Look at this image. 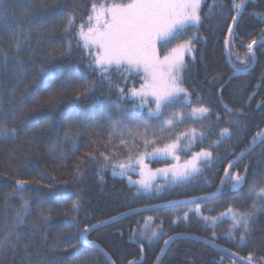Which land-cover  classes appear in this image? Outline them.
Masks as SVG:
<instances>
[{
	"label": "trees",
	"instance_id": "1",
	"mask_svg": "<svg viewBox=\"0 0 264 264\" xmlns=\"http://www.w3.org/2000/svg\"><path fill=\"white\" fill-rule=\"evenodd\" d=\"M61 3L64 0H60ZM71 2V0H69ZM81 7L75 10L77 26L87 19L88 11L93 0H75ZM102 3L104 0H95ZM110 2V0H109ZM227 6L231 0H222ZM43 0H4L3 7L7 10V19L3 21L4 27L0 28V95L3 96L4 106L12 99V89L18 87V78L14 74L16 68L13 62L15 55L10 42L5 38L10 28L14 27V21L25 19L29 16H40ZM57 0H47L50 16L45 17L46 26L40 27L41 20H35L31 25H25L33 29V46L36 45V37H41L42 52L32 56V62L28 64V73L25 82L32 83L37 78L36 69L44 66L49 59L67 67L79 63L83 68L80 58L84 52L80 48L73 47L71 55L61 57L65 51L69 37L64 36L63 27L66 23L61 14L62 11L51 6ZM212 0H206L202 4V15L208 13V4ZM54 21V22H53ZM230 23V13L225 7L224 16H213L206 20L197 32L201 39L195 43V50L190 58L186 59L187 70L183 74L184 86L193 92L192 100L201 98V103L211 108L212 115L202 122L206 130L209 125L215 126V131L220 127H228V121H238L233 131V138L217 149L223 156L229 152L236 153L244 150L256 132L264 129V42H260L254 48L255 65L251 71L235 73L228 65L224 38L227 35L226 25ZM197 29L193 28L192 32ZM238 40L233 51L244 58L246 45L251 40L260 41V35L264 32V0H248L247 7L239 18L236 29ZM187 37V36H186ZM242 41V42H241ZM75 45V41L73 40ZM52 56L49 57L48 53ZM7 54L8 61L3 62V56ZM195 56L193 60L192 57ZM25 54V59H27ZM232 61H235L233 56ZM238 63V62H237ZM253 60L247 66L251 67ZM129 74H125L127 77ZM131 75L127 79V86L139 87L142 79L139 75ZM229 77H232L229 80ZM215 78V79H214ZM90 79H96L91 76ZM114 81L124 86L119 75L113 77ZM223 103L233 109L235 114H229L217 98L218 83H225ZM216 84V86H213ZM82 87V82L76 81L64 84L61 80H51L41 84L29 97L25 115L28 119L18 122L19 137L15 143H0V234L6 231L5 223L11 222L14 217V209L20 204L17 197H13L5 203V197L13 192L16 180L35 181L41 180L39 189L31 186L23 195L31 202V215L26 217L25 226L19 227V231L29 233L32 224H40L39 232L35 233V240L30 245L29 251L33 252L31 264H108L103 254L107 252L115 264H156V257L160 256V249L164 248L163 241L169 236L179 237L171 243L160 264H219L223 257V264H231V259L215 248L198 241L195 238L208 240L211 231L205 227L200 214L190 212L187 220H176L184 211L195 209L196 203L165 207L155 211L131 216L111 226L99 229L88 235L87 240L94 243H84L77 234V229L71 226L69 217L65 213L70 209L73 201L79 198L81 207L73 213L77 222L83 224H101L109 221L112 217H118L122 213L132 212L131 209H145L154 205L166 204L169 201H185L192 197L207 196L217 190L213 185L219 184V177L223 175L222 167L212 169L205 173V177L211 184L203 183L204 178L187 186L165 188L163 191L151 194L135 195L137 189L127 183L123 178L113 176L111 168H102L101 165L91 162L86 163L82 174L75 176L77 163L83 159L86 152L93 150L104 151L100 143L107 142L108 133L112 130L110 118L120 117V107L114 103L111 113L106 110V98L116 101L115 91H109L108 86L99 87L94 96L99 98V105L93 107V99L82 100V105H87L85 111L75 110V92L73 86ZM23 91V85H19V96ZM54 97V107L49 104V98ZM195 106V105H194ZM125 107H131L130 103ZM34 109L35 111H28ZM242 109V114L236 110ZM138 111V110H136ZM54 113H59V119L53 121ZM221 119L217 122L216 116ZM201 123L186 122L177 126V131H185L188 128H201ZM94 130L89 131L90 128ZM73 128V138L78 145L76 151H70L71 143H60L66 129ZM78 133V135H77ZM217 137L212 135L209 140ZM239 138V143H237ZM118 143V141H116ZM208 141H205L206 145ZM57 145L54 151L50 150ZM200 145L194 147L199 150ZM67 153V157L60 158V153ZM108 154V153H106ZM123 159V157H120ZM231 158V157H229ZM249 165L247 183L238 192L232 193L230 185L226 186L215 198L202 200L199 203L203 215L215 217L226 211L229 205L235 209L244 210L250 207L253 200L258 199L255 195L249 197V189L253 184L257 185L256 191L264 187V144L258 143L238 167ZM152 168L165 166L160 162L150 163ZM235 171V169H234ZM67 182V183H65ZM48 185L49 187H43ZM46 210L49 217L47 224H41L39 213ZM151 217L154 225L159 227L163 235L158 241L149 243L144 240L143 250L139 243V234L133 237V230L143 227L145 220ZM258 223L255 225L256 232L252 242L242 249H237L233 243L223 238L231 221L225 217L219 223L215 231L220 239L216 244L221 248L239 251L241 256H247L252 252L256 257H264V214L257 215ZM155 227V226H154ZM156 228V229H157ZM146 234L151 232L146 231ZM47 237V243L42 237ZM55 245V247H53ZM74 245V247H69ZM39 253V255H36ZM23 252L13 254L7 252L0 255L5 264H21Z\"/></svg>",
	"mask_w": 264,
	"mask_h": 264
},
{
	"label": "snow or ice",
	"instance_id": "2",
	"mask_svg": "<svg viewBox=\"0 0 264 264\" xmlns=\"http://www.w3.org/2000/svg\"><path fill=\"white\" fill-rule=\"evenodd\" d=\"M205 2L206 0H128L126 3H117L115 0H110V2L104 0L102 3H97L93 0L87 19L77 26L75 10L81 6L75 0H71V2L64 0L63 3L57 0V3L51 7L57 10L72 9V11L61 12L66 20L63 34L69 39L65 51L60 55L61 57L71 55L73 47L80 48L84 52L80 58L83 68L79 63L64 67L56 63L54 59H49L44 63V66L36 69L37 78H33L32 83L28 84L25 82L28 64L32 62V56L42 52L43 49L39 35L36 37V45L33 46V29L25 27V25H31L39 19L42 21L40 27L46 26L45 17L50 16L51 13L48 11L47 0H43L40 16L26 14L25 19L14 21L15 26L9 29L5 37L15 52L12 59L16 65L14 74L18 78V87L12 89V99L8 101L7 107L4 106L3 96L0 95V143H15L17 141L20 133L16 125L18 122L28 119V116L25 115L27 101L41 84L56 79L61 80L64 84L82 82V87L74 85L72 89L75 92V110L77 111L86 110L88 106L82 105L80 101L88 100L89 97L93 99L92 106H98L100 101L94 96V93L99 87L107 85L109 91L116 92L117 99L114 102L111 98H106V110L111 113L113 104L118 103L121 110L120 117L110 118L112 130L108 133L107 142L100 143V147L104 151L86 152L83 159L76 165V177L82 174L86 163L95 162L102 168H111L113 175L127 176L129 183L136 186L135 195L137 196L151 194L154 190L160 192L169 187L191 185L198 182L200 178H204L205 173L220 167L223 169V175L219 177V184L213 185L218 192L229 185L232 189H237L246 184L249 165L245 164L241 167L238 165L241 159L251 152L258 143L264 144V129L256 132L248 146L241 152L232 151L223 156L219 155L217 149L233 138L234 133L230 129H236L238 121H228L229 126L220 127L218 132L215 131L213 125L204 129L202 122L212 115V111L210 107L201 103L199 96L196 101H193L191 99L193 92L184 86L183 74L187 70L185 56L194 52L195 43L201 39L197 34L199 27L213 16L222 18L225 7L230 13V23L226 25L227 35L223 43L227 58L232 63L234 74L247 70L248 64L255 58L254 46L259 42H264V32L260 35V41L253 39L246 45V55L244 58L240 57L233 51V48L236 42L241 39L236 29L239 18L247 7L248 0H231L227 6L222 0H212V3L208 4V13L202 15V4ZM3 4L4 0H0V6ZM6 19L7 10L0 7V28L4 27L2 22ZM193 28L197 31L187 35ZM186 35L187 39H184ZM173 40L179 42L173 46ZM25 54H27V59H25ZM48 56L51 57L52 53L49 52ZM233 56L235 61H232ZM192 59L194 60L195 56ZM7 61L8 56L4 54L3 62L6 64ZM126 73L129 74L127 77ZM133 73L141 75L142 82L139 87L129 88L127 79H130V74ZM117 74L124 86L114 81L113 77ZM91 76H95L96 79H90ZM231 78L229 77V80ZM19 85H23V91L17 96ZM225 87L226 82L218 83L217 98L227 113L235 114L233 109L223 103ZM54 99V97L49 98V104L52 107H54ZM127 103H130L131 107H125ZM236 111L242 114V109ZM59 116V113H54L53 121L58 120ZM220 119L221 117L217 115V122ZM186 122L201 123L202 126L200 129L192 127L178 132L177 126ZM94 128L95 126L89 131ZM212 135L217 138L209 140ZM205 141H208L206 145ZM69 142L71 143L70 151H76L78 145L73 138L72 127L65 130L63 139L60 141V143ZM239 142L241 141L237 138V143ZM197 145H200L199 150L194 151L193 149ZM56 147L57 145H54L50 150L54 151ZM66 157L67 153H60L61 159ZM152 161L163 163L165 166L152 169L149 167V163ZM129 173H138L139 179L133 181ZM158 178L163 179L164 183L157 184ZM203 183L211 184V181L204 178ZM15 185L13 192L5 197V203L7 204L11 198L17 197L20 204L14 209L13 220L5 223L7 230L0 234V255L7 252L16 254L22 251L21 264H31L33 252L29 251V248L41 225L32 224L28 234L22 233L18 229L25 226L26 217L31 215V202L23 193L33 185L39 189L42 181L18 179L15 181ZM43 187L49 186L43 185ZM256 189V184L250 186L248 196L258 197L253 200L250 207L240 210L229 205L226 211L215 217L203 215L198 203L214 198L215 193L192 197L191 202H196V208L184 211L182 216H177L173 223L181 219L187 220L190 212L194 211L200 214L205 227L211 231V236L206 242L212 243L214 247H219L216 241L221 237L217 235L215 228L227 217L231 224L223 238L233 243L237 249L247 247L252 242V237L257 230L255 225L258 223V213L264 214V187L259 188L258 192ZM178 203L169 201L164 206L176 207ZM80 207V200L77 198L72 202L65 215L69 217L71 226L77 229L81 240L94 243L88 241L87 237L91 231L98 227V224L85 223L81 226L77 222V217L73 215L79 211ZM45 211L42 210L38 214L41 224H47L49 220ZM131 211L138 212L140 210L131 209ZM127 214L122 213L121 215ZM115 219L116 217L111 218L113 221ZM151 220L152 218L148 217L144 222L145 226ZM101 223L107 224L109 221ZM137 233L140 237L137 242L142 250L144 240L152 243L166 235L158 230H152L150 234H146L143 227L134 229L133 237ZM261 238L264 239V234ZM42 239L47 243L46 236ZM173 239V236H169L163 241L165 247L160 249L161 255L165 253V248ZM69 247H74V245H69ZM222 251L231 259V264H264V257H256L252 252H249L247 256H241L239 251H232L228 248H223ZM104 255L108 258L109 264H115L107 252H104ZM156 261L159 264L160 256L156 257ZM0 264H5L3 259H0ZM130 264H134V262H130ZM219 264H223V257Z\"/></svg>",
	"mask_w": 264,
	"mask_h": 264
},
{
	"label": "water",
	"instance_id": "3",
	"mask_svg": "<svg viewBox=\"0 0 264 264\" xmlns=\"http://www.w3.org/2000/svg\"><path fill=\"white\" fill-rule=\"evenodd\" d=\"M259 43H260V42H259ZM259 43H258V44H259ZM255 46H256V45H255ZM255 46H254V48H255ZM225 55H226V59H227L228 65L230 66V68H231L232 71H233L232 63H231V62L229 61V59L227 58L226 51H225ZM254 65H255V59H253V63H252L251 67H250L248 70H246V71H241V72H239V73H245V72L251 71V70L253 69ZM239 73H238V74H239ZM246 155H247V154H246ZM246 155H245V156H246ZM245 156H244L242 159H244ZM242 159H241V160H242ZM244 185H245V184L241 185V186L238 187L237 189H232V188L230 187V191H231L232 193L238 192L240 189H242V188L244 187ZM220 192H221V191H220ZM220 192L216 191V192H215V196H214V198H215ZM209 199H212V198H209ZM206 200H207V199H206ZM199 202H200V201H199ZM190 203H196V202H191V199H190V200L180 201V202L178 203V205H185V204H190ZM164 205H165V204H163V205H158L159 207H149V208L141 209V210L138 211V212H128L127 215H120V216L116 217V219H115L114 221H113V220H109V223H107V224H105V223L98 224V227L95 228L93 231H91L89 234H91L92 232L97 231V230H99V229H102V228H105V227L111 226V225H113V224H116V223H118V222H120V221H122V220H124V219H127V218H129V217H131V216L138 215V214H141V213H147V212L155 211V210L162 209V208H165V207H170V206H164ZM89 234H88V235H89ZM178 238H179V237H174V239H173L172 241H170L169 245L165 248V253H164L163 255L160 254V261H159V264H160V262L162 261L163 257L165 256V254H166V252H167L169 246L171 245V243H172L173 241H175L176 239H178ZM194 239H197L198 241H200V242H202V243H205V244H207V245H209V246L215 248L216 250H218L219 252H221V253H223V254H225V255L227 256V254L224 253V252L222 251L223 248H221V247H214V246L212 245V243L206 242L207 240H202V239L195 238V237H194ZM83 242H84V243H87V242H85V241H83ZM164 247H165V246H164ZM96 248L99 250V252H100L101 254H103V256L105 257L106 261H107L108 264H109V260H108V258L104 255V252L101 251V249H100L99 247H96ZM156 264H157V262H156Z\"/></svg>",
	"mask_w": 264,
	"mask_h": 264
},
{
	"label": "rangeland",
	"instance_id": "4",
	"mask_svg": "<svg viewBox=\"0 0 264 264\" xmlns=\"http://www.w3.org/2000/svg\"><path fill=\"white\" fill-rule=\"evenodd\" d=\"M115 2H117V3H121V2H123V3H126V2H128V0H115ZM192 29H190V31H191ZM189 31V32H190ZM189 32L187 33V35H189ZM186 35V36H187ZM186 36H184V39H187V37ZM177 42H179V41H176V40H173L172 41V45L174 46V44L175 43H177ZM191 55L192 54H186V56H185V60L187 59V58H190L191 57ZM132 75H137V74H135V73H133ZM140 77H141V79H142V76L141 75H139ZM147 162V161H146ZM152 162H156V161H152ZM151 162V163H152ZM149 167L150 168H152L151 167V165H150V163H149ZM162 167H164V166H162ZM157 168H160V167H157ZM152 169H156V168H152ZM131 176H132V180L133 181H135V180H137V179H139V176H138V173H129ZM114 177H118V178H123L124 180H126L127 181V183L129 184V185H131V186H133V187H136L135 185H133V184H130L129 183V181H128V178H127V176H120V175H113ZM156 183L157 184H163L164 183V181H163V179H157L156 180ZM155 226V227H154ZM143 228H144V230H146V231H152V230H158L159 231V227L157 228L156 227V225H154V221L153 220H151V221H149L148 222V224L145 226V224L143 225ZM157 228V229H156ZM160 232V231H159Z\"/></svg>",
	"mask_w": 264,
	"mask_h": 264
},
{
	"label": "bare ground",
	"instance_id": "5",
	"mask_svg": "<svg viewBox=\"0 0 264 264\" xmlns=\"http://www.w3.org/2000/svg\"><path fill=\"white\" fill-rule=\"evenodd\" d=\"M161 205H163V204H161Z\"/></svg>",
	"mask_w": 264,
	"mask_h": 264
}]
</instances>
